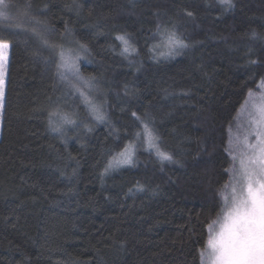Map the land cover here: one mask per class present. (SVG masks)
Here are the masks:
<instances>
[{"label":"trees","instance_id":"trees-1","mask_svg":"<svg viewBox=\"0 0 264 264\" xmlns=\"http://www.w3.org/2000/svg\"><path fill=\"white\" fill-rule=\"evenodd\" d=\"M234 3L225 10L218 0H31L44 25L26 27L64 47L88 45L80 70L97 77L107 122L79 105L78 122L92 131L81 124L53 132V102L70 112L79 100L66 94L51 52L11 26L0 264H201L235 175L233 122L264 78V40L249 39L264 36V0ZM162 23L188 43L179 55L152 51ZM120 34L135 52L121 54ZM144 124L175 162L139 146L132 164L105 173Z\"/></svg>","mask_w":264,"mask_h":264},{"label":"snow or ice","instance_id":"snow-or-ice-1","mask_svg":"<svg viewBox=\"0 0 264 264\" xmlns=\"http://www.w3.org/2000/svg\"><path fill=\"white\" fill-rule=\"evenodd\" d=\"M225 10L235 7L234 0H218ZM31 0H0V19L6 22V26H12L23 32H30L39 39L42 46L51 52V59L55 64L56 76L64 86L66 94L79 100H74L72 110L66 111L64 107L53 102L54 106L47 112V122L53 132L65 135L67 128H78L83 121L78 122L79 105H83L85 111L96 123H106V99L98 100L101 92L96 76H85L81 73L80 62L86 59L90 52L88 45L76 41L75 48H65L63 45L52 43L43 32L36 27L26 25H44V22L31 15ZM16 15L13 16L12 12ZM188 16L193 13L187 12ZM121 45V54L130 55L136 49L130 42L127 34L117 35ZM154 38L159 39V44L154 45L152 51L158 55L170 58L179 55L184 48L189 47L183 36L176 31L175 25L169 27L167 24H159ZM249 39L264 40V36L253 31ZM12 45L5 40H0V118L3 117L5 107V78L8 71V54ZM256 64L257 61H249ZM258 87L264 92V79L259 82ZM249 97L253 93L249 91ZM260 103L251 104L252 133L255 143L248 142L246 135L243 140L245 152L244 158L240 159L238 174L232 177L230 184L226 185L229 195L223 200L227 210L219 223L218 231L210 235L206 241V248L199 252L201 264H264V94L259 97ZM246 103H248L246 101ZM136 114L133 113V116ZM139 119V117H137ZM88 131H92L87 124H83ZM148 131L147 146L154 151L161 161L175 162L173 155L165 151L161 145L163 141L155 135L148 125L144 124ZM139 135V134H137ZM136 149L131 145L117 152L107 162L104 172L119 169L133 162ZM214 221L208 226L209 232H213Z\"/></svg>","mask_w":264,"mask_h":264},{"label":"rangeland","instance_id":"rangeland-1","mask_svg":"<svg viewBox=\"0 0 264 264\" xmlns=\"http://www.w3.org/2000/svg\"><path fill=\"white\" fill-rule=\"evenodd\" d=\"M29 11H30L31 15H34V11L31 8L29 9ZM12 15L15 16L16 12L13 11ZM10 28H11V26H6V22L3 21L2 19H0V40H5V41H8L10 43V41L4 36L7 34V32L9 31ZM158 44H155V45H158ZM65 48H70V47H65ZM161 50H162V48L157 49V52L155 53V55L157 57H162V56L158 55L159 51H161ZM9 52H10V50H9ZM9 56L10 55L8 54V59H9ZM6 81H7V76L5 78V92H6ZM251 92L253 93L252 97L248 98V100H247L248 103L245 102L242 105V107H241L242 109L240 110L239 114L236 116V118L233 122L232 128H231L232 131H231V135H230V141H231L230 143H231L232 149L235 153V170H234L235 175L238 174L240 159L244 158L243 153L245 152V148L243 146V140H244L245 136L246 135L248 136V142L249 143H255V136L253 134H251L252 133L251 120L253 119V117L251 115V111H252L251 104L252 103H260L259 97L262 94H264V92H262V90L259 87L257 89H252ZM1 128H2V118H0V137L2 134ZM148 129L152 130V128L149 125H148ZM152 132L154 133L153 130H152ZM137 134H139V135H137L136 139L134 141L127 143L126 145H131L133 148L136 149V151H137V148L139 146H142L144 149L148 150V146H147L148 131L144 128L142 131H140ZM117 152H119V151H117ZM134 158H135V156H134ZM134 158H133V160H134ZM223 195L224 196L229 195V191L226 190ZM223 205H224L223 211L215 219V221H217L218 223L213 225V232L210 233V235H214L215 231H218L219 223L222 222V220H223V216L227 210L225 203Z\"/></svg>","mask_w":264,"mask_h":264}]
</instances>
